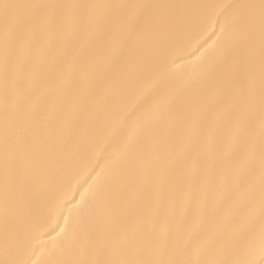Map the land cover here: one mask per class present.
Segmentation results:
<instances>
[{"label": "snow or ice", "instance_id": "snow-or-ice-1", "mask_svg": "<svg viewBox=\"0 0 264 264\" xmlns=\"http://www.w3.org/2000/svg\"><path fill=\"white\" fill-rule=\"evenodd\" d=\"M0 264H264V0H0Z\"/></svg>", "mask_w": 264, "mask_h": 264}, {"label": "bare ground", "instance_id": "bare-ground-1", "mask_svg": "<svg viewBox=\"0 0 264 264\" xmlns=\"http://www.w3.org/2000/svg\"><path fill=\"white\" fill-rule=\"evenodd\" d=\"M168 2H185V0H168Z\"/></svg>", "mask_w": 264, "mask_h": 264}]
</instances>
